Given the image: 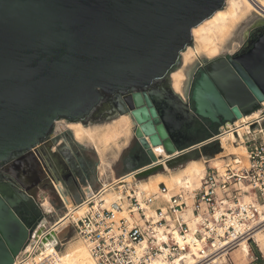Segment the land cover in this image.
<instances>
[{
    "label": "water",
    "instance_id": "obj_1",
    "mask_svg": "<svg viewBox=\"0 0 264 264\" xmlns=\"http://www.w3.org/2000/svg\"><path fill=\"white\" fill-rule=\"evenodd\" d=\"M227 1L0 0V264H15L31 234L18 210L33 192L15 168L26 153L48 158V148L36 147L58 121L87 128L128 116L155 164L141 176L150 177L202 158L175 138L195 119L210 124L211 137L263 107V43L241 59L204 60L192 89L172 87L194 30ZM6 182L15 183L9 194ZM65 231L48 233L40 250L53 239L60 249Z\"/></svg>",
    "mask_w": 264,
    "mask_h": 264
},
{
    "label": "built area",
    "instance_id": "obj_2",
    "mask_svg": "<svg viewBox=\"0 0 264 264\" xmlns=\"http://www.w3.org/2000/svg\"><path fill=\"white\" fill-rule=\"evenodd\" d=\"M258 111L259 117L245 125L220 127L183 151H200L212 139L233 133L236 147L245 146L246 164L236 155L224 158L221 167L208 162L200 187L170 193L162 184L157 193L149 194L138 186L155 176L141 177L153 169L151 163L101 186L74 204L72 212L67 208L51 229L33 234L27 243L31 251L23 252L15 264H24L29 257L32 264H62V242L52 256L37 255L48 233L66 227L85 242L95 264H150L157 259L170 264H232L231 253L264 232V107ZM129 177L132 181L126 183ZM113 189L116 199L108 204L105 195ZM78 212L82 214L74 216ZM122 213L127 216L119 218Z\"/></svg>",
    "mask_w": 264,
    "mask_h": 264
},
{
    "label": "flooded vegetation",
    "instance_id": "obj_3",
    "mask_svg": "<svg viewBox=\"0 0 264 264\" xmlns=\"http://www.w3.org/2000/svg\"><path fill=\"white\" fill-rule=\"evenodd\" d=\"M261 20L257 15L252 16L248 20L247 25L240 32V45L234 52H222L212 59L206 58L197 60L190 65H185L183 72L187 78L183 82L182 89L184 91L192 89L198 79V70L206 66V63H203L204 60L216 61L229 57L233 60L241 59L257 43L264 44V26L260 25ZM199 64H202V66L198 67ZM181 66L182 64L172 73V77L173 74L181 71ZM173 85L172 78V87L174 88ZM154 107L159 109L158 102L154 104ZM104 116H107V114ZM121 117L123 116L119 115L117 118L109 120L102 125L115 123ZM69 126L71 124L64 119L58 121L46 141L36 147L39 150L48 148L49 155L46 160L32 156L34 155L32 152V154L26 153V164L20 168H15L16 177L20 176L19 178L23 185L32 189L33 192V197L27 202H22L21 208L18 210L24 222L31 226L30 238L35 232L40 233L48 229L50 221H54L52 220V215L56 214L55 211L61 213L62 216L53 222L54 225L64 217L67 203L77 204L83 201L86 196L95 194L99 190L101 180L105 176L100 173V160L96 149L74 139L75 135ZM217 131L216 129L215 133ZM181 132L178 138L174 136L180 147H191L196 141L203 140L204 137L208 138L212 133L210 124L202 119H195L189 124L188 128L184 127ZM210 146V144L206 145L202 147V150H207ZM191 155L196 156L197 154L193 153ZM149 164L147 155L142 151L133 134L132 140L123 149L119 158L112 163L111 169L113 174L120 176L126 172L131 173L144 168ZM180 165L182 164L174 167ZM108 181L111 182V176ZM14 186V182L4 183L2 185V193L9 194L13 191ZM46 202L53 208V213L46 211V206L44 205ZM65 229L64 238L68 237L72 232L70 227Z\"/></svg>",
    "mask_w": 264,
    "mask_h": 264
},
{
    "label": "bare ground",
    "instance_id": "obj_4",
    "mask_svg": "<svg viewBox=\"0 0 264 264\" xmlns=\"http://www.w3.org/2000/svg\"><path fill=\"white\" fill-rule=\"evenodd\" d=\"M258 10L259 8L255 0H228L224 10L216 13L211 19L207 20L206 22H204L202 25H200L198 28L194 30L193 35H194L195 46L194 48L193 47L188 48V50L183 54V61L185 63L184 65H190L192 61H194L193 59L200 55L205 56L207 59H212L216 57L218 54H220L223 45L231 37L234 30L241 24V22L245 21L253 12H256ZM172 78H173V84H174L173 86L175 91L181 94L182 85L186 78L184 72L178 71L177 73L173 74ZM259 115L260 112L257 111L254 114L248 116V118L245 117L237 121L236 125L239 126L242 123H244L245 125V122L247 120L251 118L252 119L258 118ZM116 122L117 123L115 125L109 126L106 130H104V132H101L96 127H95L96 129L93 130L87 129L83 127L81 124H74V125L71 124V126L69 127L75 132L74 134L76 137H74V139H77L79 141L87 140L88 142L91 143L92 146L96 145L99 151L101 149L103 153V152H107L106 148L112 142H114L120 136L130 131V124L132 122L128 116H123L118 121L116 120ZM246 130L247 127H244L240 131V133L243 134V132H245ZM236 142L238 141L236 140V137L233 135V133H229L222 137H217L215 139H212L211 141L203 144L200 147V151L202 150V147L210 144L211 146L209 147V149H207L206 147L207 150L204 151L202 150L201 153L202 155H207L212 150L211 153H213V155H217L215 158L209 161L206 160L205 158H203L200 161H192L187 165H185L183 169L177 172H173L170 168L165 167V172L167 173H160L153 177H150V179L147 182L139 184L138 187L142 192H147L149 194L157 193L159 191V186L162 184H165L166 187H168L170 193H172L173 191L178 192L181 188L188 189L190 191L194 190L200 187L201 180L206 171V163L211 162L213 166L221 167V165L223 164V161L221 160L222 157H226L230 155L240 156L246 154L245 147L242 145H239L240 146L239 148L236 147ZM160 149L162 150V148ZM156 155L159 156V152H156ZM103 159L105 160V156ZM125 181L126 183H130L132 179L129 177ZM113 192L112 193L110 192L105 195V199L108 204L116 199L114 189ZM249 200L250 197L245 196V201H249ZM45 206L46 209H50L49 204H46ZM67 207L70 212L73 211V206L71 204L68 203ZM81 214L82 213L78 212L74 216H79ZM125 216H127V214L122 213L121 215H119V218ZM255 243H258V245L264 249L263 231H259L255 234ZM57 244L58 241L56 239L47 241L44 244L41 252L37 255V259L41 257L52 256L54 254V249ZM239 252L243 255L244 258H247L250 254L249 244L247 242H244ZM60 258L62 264H95L92 259L88 246L85 244V242L82 239H76L68 243L65 251L62 252V254L60 255ZM24 264H32V257H29V259ZM150 264H170V263L162 259H157ZM187 264L189 263L187 262Z\"/></svg>",
    "mask_w": 264,
    "mask_h": 264
},
{
    "label": "rangeland",
    "instance_id": "obj_5",
    "mask_svg": "<svg viewBox=\"0 0 264 264\" xmlns=\"http://www.w3.org/2000/svg\"><path fill=\"white\" fill-rule=\"evenodd\" d=\"M255 2H256V4H257V6H258V8H259V10L258 11H256V12H253L245 21H243V22H241V24L234 30V32H233V34L231 35V37L227 40V42L223 45V48H222V50H221V52L220 53H222V52H234L236 49H237V47L240 45V41H239V36H240V32L242 31V29L247 25V23H248V20L252 17V16H255V15H257V16H263L264 17V2H262V0H255ZM259 14V15H258ZM194 46H195V42H194V44H193V48H194ZM191 47V48H192ZM203 59H206V57L205 56H203V55H200V56H198V57H196V58H194L193 60L194 61H192V63H194L195 61H197V60H203ZM191 63V64H192ZM185 63H184V61H183V59H182V66H181V72H183V70H184V65ZM261 110V109H260ZM257 112V111H256ZM250 120V119H249ZM249 120H247L246 122H248ZM245 122V123H246ZM109 124V125H108ZM108 124H105V125H94V126H89V127H87V129H98V130H100L101 132H104V130H106L109 126H113V125H115L116 123H108ZM241 125V124H240ZM83 126V125H82ZM84 127V126H83ZM96 127V128H95ZM86 128V127H85ZM73 133H75L74 132V130H73ZM75 135V134H74ZM124 135H126V136H124ZM124 135H122V136H120L117 140H115L114 142H112L107 148H106V150H107V152H103L102 153V151H101V149H100V151H99V149H97V146L95 145V146H92L91 145V143L90 142H88L87 140H80L82 143H84L85 145H87V146H89V147H93V148H95L96 149V151H97V153H98V156H99V160H100V162L103 164L102 165V167L103 166H105L106 164H107V167H104V169L102 168V167H100V173L102 174V175H105L104 177H103V183L104 184H106V183H108L109 181H108V179L110 178V176H112V174H110L109 175V171H108V168H110L111 167V165H112V160H114V157H116V156H118L119 154H121L122 153V151H123V149H124V147H126L129 143H130V141L132 140V138H133V125H132V123L130 124V131L128 132V133H126V134H124ZM76 137V136H75ZM94 145V144H93ZM118 145V146H117ZM110 148V149H109ZM119 148V149H118ZM105 150V151H106ZM118 151V152H117ZM105 153V154H104ZM116 153H117V155H116ZM102 154V155H101ZM113 154H114V156H113ZM101 156H103V157H101ZM104 156H105V160L103 159L104 158ZM209 156H211L210 154H207V155H202V158H198V157H195L194 159H192V160H190V161H188V162H186V163H184V164H182V165H180V166H177V167H174V168H170L173 172H177V171H179V170H181V169H183L184 167H185V165H187L188 163H190V162H192V161H200V160H202L203 158H205L206 160H211L210 158H215L214 156H211V157H209ZM113 157V158H112ZM107 158V159H106ZM103 159V160H102ZM108 160H111V163H108ZM105 161V162H104ZM105 163V164H104ZM104 171V172H103ZM160 173H167V172H165V171H160L158 174H160ZM127 174H129L128 172H126V173H124V174H122L123 176H126ZM113 180V179H112ZM46 204H49L48 202H46ZM45 204V205H46ZM69 204H71L72 206H74V204L73 203H69ZM50 205V204H49ZM67 205H68V203H67ZM68 208V207H67ZM46 209V208H45ZM46 211L47 212H50V213H53V208H51L50 207V209H46ZM56 212V214L54 215H52V220H54V221H50V223L48 224V229H51L53 226H54V223L53 222H55V220H57V219H59L62 215H61V213H59L58 211H55ZM76 239H80V238H78V235L74 232V231H72L71 233H70V235L68 236V237H66L65 239L63 238L62 239V244H63V247H61V249H60V251L61 252H64L65 251V249H66V246L68 245V243H70V242H72V241H74V240H76ZM31 251V243L30 244H28L27 245V247H26V249H25V251H24V255L26 254L27 255V253H29Z\"/></svg>",
    "mask_w": 264,
    "mask_h": 264
},
{
    "label": "crops",
    "instance_id": "obj_6",
    "mask_svg": "<svg viewBox=\"0 0 264 264\" xmlns=\"http://www.w3.org/2000/svg\"><path fill=\"white\" fill-rule=\"evenodd\" d=\"M115 123H117V122H115ZM208 154H210L211 156H214V157L217 156V155H213V153H208ZM245 155L243 154V155H240V156H238V155H236V156H238L240 158V160H242L244 162V164H246ZM119 156H120V154L118 156L114 157V160H112V163L115 162L119 158ZM211 156H209V157H211ZM232 156H235V155H232ZM230 157H231V155L230 156H226V157H222L221 160L223 161L224 158H226L224 160H229ZM210 159H213V158H210ZM108 163H111V160H108ZM101 166H102V163L100 162V167ZM104 167H107V165L103 166L102 168L104 169ZM206 168H207V166H206ZM108 171L112 174L111 182H108V183L104 184L102 182L103 180H101L99 188L101 186H103V185H108V184H111V183H115L116 180H118L120 177H123L122 174L120 176H116L115 174H113V170L111 169V167L108 168ZM249 247H250V254H249V256L247 258H244L243 255L239 252L240 249L234 250L231 253V256H230L232 264H264V249L262 247H260L258 245V243H255V242L250 243Z\"/></svg>",
    "mask_w": 264,
    "mask_h": 264
},
{
    "label": "snow or ice",
    "instance_id": "obj_7",
    "mask_svg": "<svg viewBox=\"0 0 264 264\" xmlns=\"http://www.w3.org/2000/svg\"><path fill=\"white\" fill-rule=\"evenodd\" d=\"M262 2H264V0H262ZM155 150H156V152H161L162 151L159 147H157Z\"/></svg>",
    "mask_w": 264,
    "mask_h": 264
}]
</instances>
